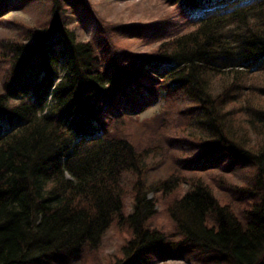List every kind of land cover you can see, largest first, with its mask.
<instances>
[{
	"label": "trees",
	"instance_id": "trees-1",
	"mask_svg": "<svg viewBox=\"0 0 264 264\" xmlns=\"http://www.w3.org/2000/svg\"><path fill=\"white\" fill-rule=\"evenodd\" d=\"M12 1L33 25L3 18ZM158 2L128 25L77 21L88 0H0V264H100L112 229L127 251L176 232L199 264H264V0Z\"/></svg>",
	"mask_w": 264,
	"mask_h": 264
},
{
	"label": "rangeland",
	"instance_id": "rangeland-1",
	"mask_svg": "<svg viewBox=\"0 0 264 264\" xmlns=\"http://www.w3.org/2000/svg\"><path fill=\"white\" fill-rule=\"evenodd\" d=\"M107 2V0H104ZM103 0H88V5L90 6V11L92 10L93 16H84L82 13H76L73 12L72 17H75V19L78 21L81 17H99L102 19H118L121 24H128L129 23H136L142 24L146 23L147 21H150L155 18L163 17L165 12L167 10L164 9L163 5L158 2V0H141L142 3L140 6L136 5L134 1H127L122 0L116 4V6L108 8L109 6L104 5ZM16 5L15 1L9 2V5L7 6L8 10L6 11V15L3 16L4 19H18L20 21H23L24 23L28 25L34 24V16L33 13H27L19 9L14 10V6ZM185 9V8H184ZM169 10H172L171 8ZM70 15V14H69ZM179 13L176 14L175 11L171 12L169 15L172 19H176ZM108 16V17H107ZM178 20V19H176ZM175 20V21H176ZM106 21V20H105ZM144 28V27H143ZM148 28V29H145ZM143 31L147 36L150 33L154 32L155 29L153 27H145ZM6 30H4L2 27H0V37L5 36L8 32L5 33ZM93 28L87 27L83 31V35L85 36V39L90 37L92 35ZM134 43L133 45H131ZM130 44L132 48L130 51L139 53L143 50H146L147 47L142 49L146 44H143L140 42L138 43L137 40H128L125 44L122 46H128ZM142 47H141V46ZM1 70V68H0ZM262 83H264V76L261 77ZM0 87H2V80H1V72H0ZM163 105V101L159 100L157 101L153 106L148 108L146 111L142 112L138 115L139 119L138 121L141 122L145 119H148L150 117H153L159 110H161ZM131 122V121H129ZM128 122V126L131 128V131L134 132L135 136H138V134L142 131L141 125L131 124ZM212 157V156H211ZM211 159V158H210ZM209 161V160H207ZM223 163H226L225 160H222ZM225 165V164H224ZM186 190L188 189L187 186ZM147 200H156V206L155 211L157 212V217L155 220V226L157 228H163V231L171 232L173 230L172 226H170V223L168 221L167 215L165 214V203L163 198L160 196L159 192H151L146 196ZM126 205V212H131L132 207V201L128 198L125 201ZM154 226V227H155ZM120 232H116L115 230H110L108 233V237L104 239L101 245V254H99L98 261L100 264H105L104 260H106L107 256L110 255H117L119 256V264H155L156 262L153 260V256H158L160 258H166L167 260L164 261L165 264H199L197 261H193V257L189 254V250H180L179 243L181 242V236L179 233L172 232L169 234H165V238L161 241L160 244L154 245V246H145L140 248H134L131 250L122 249L123 245V239L121 237ZM132 248V247H131ZM156 251V252H155ZM127 252V253H126ZM124 254V256L122 255ZM170 254V255H167ZM123 260V261H121ZM157 264H162V262H157Z\"/></svg>",
	"mask_w": 264,
	"mask_h": 264
}]
</instances>
